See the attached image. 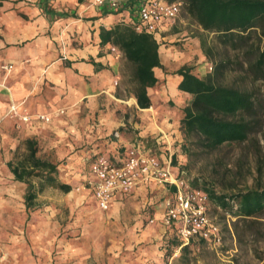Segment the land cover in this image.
<instances>
[{
	"label": "crops",
	"instance_id": "crops-1",
	"mask_svg": "<svg viewBox=\"0 0 264 264\" xmlns=\"http://www.w3.org/2000/svg\"><path fill=\"white\" fill-rule=\"evenodd\" d=\"M137 1L129 0L120 11H112L94 6L93 0H0V157L11 155L19 138L34 140L56 156L52 163L58 169L64 157L74 168L75 163L85 166L94 153L108 150L119 155L137 141L147 139L151 141L149 147H156L154 140L162 133L168 141L183 140L180 121L191 96L179 90L182 77L175 74L181 68L175 58L182 53L162 44L179 35L171 31L175 25L160 32L163 68L155 70L159 81L149 90L152 107L141 110L135 98L126 101L117 95L122 54L103 45L100 33L102 28L138 22V10L131 5ZM197 38L191 42L198 44ZM5 65L12 69L4 70ZM205 66L198 67V71L205 70ZM13 105L32 117L20 131L15 130V119L9 115ZM117 108L135 111L140 123L133 125V132H129ZM39 116L49 120H38ZM18 162L8 159L5 168L13 173L10 165ZM84 180L81 203L89 200L98 207L86 177ZM12 191L7 201L3 198L5 204L10 203L8 213L25 218L24 227L29 219L37 221L42 199L37 197L29 206L27 190ZM173 191L166 184L140 180L131 195H118L106 213L118 220L132 216L137 224L123 234L134 240L107 250V257L100 246L95 253L97 264H147L156 255L163 256L160 248L150 245L175 237L163 224L165 201ZM143 219L148 224L135 240ZM48 234L37 238L38 250L52 249L51 242L44 243ZM10 251L8 244H2L0 234V264L11 263Z\"/></svg>",
	"mask_w": 264,
	"mask_h": 264
},
{
	"label": "rangeland",
	"instance_id": "rangeland-1",
	"mask_svg": "<svg viewBox=\"0 0 264 264\" xmlns=\"http://www.w3.org/2000/svg\"><path fill=\"white\" fill-rule=\"evenodd\" d=\"M174 25L171 31L179 35L174 36L172 42L166 40L162 44H167V47L174 46V49L182 53L179 59L175 58L177 67L192 66L198 77L204 78L209 74L205 64L212 65L213 70L210 73H213L218 63L225 62L227 65L216 82L251 94L255 98L256 105L253 111L245 114V121L250 130L244 142L225 144L215 151H207L200 146H188L187 149L194 154L189 156L182 150L184 139L180 143L170 140L171 151L161 154L165 156L161 160L172 159L171 168L174 173L184 171V179L197 183L200 188L205 186L217 195L232 196L263 188L264 83L253 78L246 64L253 62L257 54L250 53L244 57L224 50L212 41L213 35L199 31L198 25L188 17L183 8ZM196 36L199 43L193 44L191 39ZM201 37L210 41L213 60L207 59L202 51ZM253 45L255 48L264 47V38L258 31ZM201 66H205V70L198 71V67ZM120 74L117 95L129 101L126 91L130 86L123 77V60L120 63ZM117 111L120 112L121 117H125L124 121L127 122L129 132H133V125L140 123L135 111L121 108ZM23 125L24 123L15 119L16 131H20ZM41 147L42 145L38 143V156L55 163L56 156ZM25 154V140L19 138L11 155L0 157V234L2 244L6 243L11 247L10 264H85V262L97 264L95 253L100 246L106 251L107 257V250L134 240L131 236L123 234L126 228L137 224L132 216L119 220L110 218L106 211L99 212V207H95L91 202L89 204V200L86 204L81 203V198L85 194L84 179L88 178L91 166L89 161H86L85 166L75 163L73 168L66 157L61 160V167L56 177L59 182L71 185L72 190L64 193L59 189L48 187L39 192L37 197L42 199L40 200L42 209L38 212V219L34 223L29 219L28 226L24 227L26 219H22L16 213H8L10 203L5 204L3 198L7 201L10 191L14 192L13 189L17 190L16 193L21 192V189L27 190V184L16 181L14 174L5 168V161L8 159L18 161ZM98 154L108 160L116 157L108 150ZM32 183L35 187H39L41 180L32 179ZM227 203L229 205L223 207L215 201L208 202L209 216L220 230V243L213 244L196 239L192 242L191 253L184 261L179 260L178 256L174 264H264V212L257 217L246 218L238 216L236 208H232L230 202ZM143 224L142 228H139L140 232L136 231L135 240L147 226V220L143 219ZM45 233H49L50 236L44 243L53 244L50 251L38 250L36 246L37 238ZM172 239L175 238L165 239L161 243L154 241L150 246H155L156 250L160 248L164 254L165 242ZM153 259L157 263L166 262L162 255H156Z\"/></svg>",
	"mask_w": 264,
	"mask_h": 264
},
{
	"label": "trees",
	"instance_id": "trees-1",
	"mask_svg": "<svg viewBox=\"0 0 264 264\" xmlns=\"http://www.w3.org/2000/svg\"><path fill=\"white\" fill-rule=\"evenodd\" d=\"M166 1L174 3L179 0ZM181 1L188 17L203 32L213 35L212 41L218 46L238 56L257 54L253 62L246 64L253 78L264 83V47L255 48L253 45L257 31L264 38V0ZM137 2L131 5L135 6ZM100 36L103 45L115 47L122 54L123 77L130 86L126 91L127 97L135 98L139 109H150L152 101L149 90L159 81L155 70L163 68L159 41L154 35L137 32L132 23L118 24L111 29L102 28ZM209 43L208 39L201 37L202 51L207 59L213 60ZM226 65L225 62L218 63L214 72L204 78L197 77L194 67L188 65L182 66L175 73L182 77L179 90L191 96L180 121L184 154L194 155L187 149L188 146L215 151L225 144L241 143L248 138L250 128L245 121V114L255 109V98L238 88L216 82ZM25 145L24 157L16 165L10 166L15 179L27 184L28 205L37 198L39 192L48 187L69 193L71 185L59 182L56 177L58 165L37 155L38 143L27 140ZM32 179L41 180L40 186L35 187ZM190 187L199 189L209 201H215L223 207H227V202H230V206L236 208L238 216L253 218L264 212V187L232 196L217 195L205 186L200 188L193 181L190 182ZM174 238L163 246L165 259L171 257L181 245L177 237ZM191 247L192 244L181 250L179 260L184 261L191 253Z\"/></svg>",
	"mask_w": 264,
	"mask_h": 264
},
{
	"label": "built area",
	"instance_id": "built-area-1",
	"mask_svg": "<svg viewBox=\"0 0 264 264\" xmlns=\"http://www.w3.org/2000/svg\"><path fill=\"white\" fill-rule=\"evenodd\" d=\"M129 0H93L92 4L99 8L120 11ZM136 4L138 22L132 23L137 32L154 35L159 41L160 32L165 27H171L179 17L183 2L168 3L166 0H140ZM138 6V7H137ZM116 53L118 49L111 47ZM10 71L12 66L2 67ZM212 72V65H207ZM10 117L22 123H28L32 117L21 113L19 107L13 105ZM38 120L48 121L47 116H39ZM162 137L154 140L156 147H149L147 139L137 141L123 153L108 160L96 153L89 157L91 171L86 184L92 190L97 206L102 211H108L118 195H131L140 180L154 181L166 184L174 189L172 196L165 201L163 224L168 231H173L181 243L174 254L164 263L150 260L147 264H174L181 250L192 244L196 239H202L213 244L220 243V230L208 213L209 199L199 189L190 187V182L184 179L185 172L174 173L171 168L172 159H162L161 154L171 151L170 140ZM169 145L170 147H163Z\"/></svg>",
	"mask_w": 264,
	"mask_h": 264
}]
</instances>
